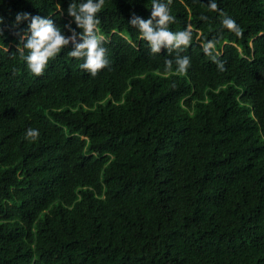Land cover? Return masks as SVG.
<instances>
[{
	"label": "trees",
	"instance_id": "obj_1",
	"mask_svg": "<svg viewBox=\"0 0 264 264\" xmlns=\"http://www.w3.org/2000/svg\"><path fill=\"white\" fill-rule=\"evenodd\" d=\"M71 2L0 0V264H264V0H171L182 74L129 23L151 0H105L108 65L92 77L70 43L31 74L16 14L71 35Z\"/></svg>",
	"mask_w": 264,
	"mask_h": 264
},
{
	"label": "clouds",
	"instance_id": "obj_2",
	"mask_svg": "<svg viewBox=\"0 0 264 264\" xmlns=\"http://www.w3.org/2000/svg\"><path fill=\"white\" fill-rule=\"evenodd\" d=\"M171 0H151L150 16L144 19L133 15L129 23L138 30L139 36L147 42L150 53L158 54L162 47L167 53L176 50L175 71L185 73L191 60L187 55H179L180 51L187 49L192 41V32L189 27L181 31H172L169 25L174 23L176 17L171 14ZM105 0H72L67 8V15L76 25H65L71 35H65L62 28L58 27L53 19L41 15L32 16L29 13H17L14 25L27 22V31L20 37L17 51L25 62L27 70L40 76L48 67L49 61L54 59L62 50L71 43L72 48L68 56L82 60L79 67L95 77L99 70L109 63L103 44V34L99 27L98 13L104 7ZM209 9L215 11L218 8L216 0H208ZM3 20L0 18V23ZM223 29H227L236 35L241 34V28L236 20L226 13L220 20ZM77 29L80 31L78 32ZM79 38V40H78ZM205 55L211 57L217 63L218 69L224 71V62L219 60L217 43L208 40L202 45ZM166 65L171 68L173 60H166ZM39 136V129L27 128L25 139L35 140Z\"/></svg>",
	"mask_w": 264,
	"mask_h": 264
}]
</instances>
